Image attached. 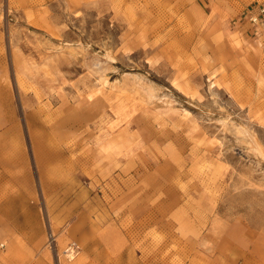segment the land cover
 <instances>
[{
	"label": "rangeland",
	"instance_id": "obj_1",
	"mask_svg": "<svg viewBox=\"0 0 264 264\" xmlns=\"http://www.w3.org/2000/svg\"><path fill=\"white\" fill-rule=\"evenodd\" d=\"M259 1L0 0V264H264Z\"/></svg>",
	"mask_w": 264,
	"mask_h": 264
},
{
	"label": "built area",
	"instance_id": "obj_2",
	"mask_svg": "<svg viewBox=\"0 0 264 264\" xmlns=\"http://www.w3.org/2000/svg\"><path fill=\"white\" fill-rule=\"evenodd\" d=\"M246 21L255 29L264 32V0L257 2L246 14Z\"/></svg>",
	"mask_w": 264,
	"mask_h": 264
},
{
	"label": "crops",
	"instance_id": "obj_3",
	"mask_svg": "<svg viewBox=\"0 0 264 264\" xmlns=\"http://www.w3.org/2000/svg\"><path fill=\"white\" fill-rule=\"evenodd\" d=\"M245 25H248L249 27H248V29L250 30V31H254V28L249 24V23H247V24H245ZM175 82H177V84H180V85H183L182 84V82L181 81H179V80H177L176 79V81ZM187 83V82H186ZM186 83H184V84H186ZM188 84V83H187ZM189 85V84H188ZM176 87V86H175ZM190 89H191V87H189ZM177 89V88H176ZM178 90V89H177ZM179 91V90H178ZM180 93H182V92H180ZM183 94V93H182ZM244 254V253H243Z\"/></svg>",
	"mask_w": 264,
	"mask_h": 264
},
{
	"label": "bare ground",
	"instance_id": "obj_4",
	"mask_svg": "<svg viewBox=\"0 0 264 264\" xmlns=\"http://www.w3.org/2000/svg\"><path fill=\"white\" fill-rule=\"evenodd\" d=\"M184 90H185V88H184ZM256 147H257V149L259 150L258 146H256Z\"/></svg>",
	"mask_w": 264,
	"mask_h": 264
}]
</instances>
